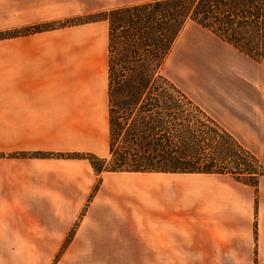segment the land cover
Masks as SVG:
<instances>
[{"label":"crops","instance_id":"crops-1","mask_svg":"<svg viewBox=\"0 0 264 264\" xmlns=\"http://www.w3.org/2000/svg\"><path fill=\"white\" fill-rule=\"evenodd\" d=\"M152 1L0 0V32ZM108 56L105 20L0 37V264H264V175L255 189L228 173L103 172L157 177L142 180L143 223H77L68 237L74 223L49 222L86 201L95 172L87 159L22 152L108 157ZM191 57L179 58L180 77Z\"/></svg>","mask_w":264,"mask_h":264},{"label":"trees","instance_id":"trees-1","mask_svg":"<svg viewBox=\"0 0 264 264\" xmlns=\"http://www.w3.org/2000/svg\"><path fill=\"white\" fill-rule=\"evenodd\" d=\"M108 23V157L91 153H22L87 159L103 172L228 173L256 189L264 167L205 109L161 73L187 22H194L255 62L264 57V0H156L63 22H42L28 35L64 26ZM229 160L230 165L221 167Z\"/></svg>","mask_w":264,"mask_h":264},{"label":"rangeland","instance_id":"rangeland-1","mask_svg":"<svg viewBox=\"0 0 264 264\" xmlns=\"http://www.w3.org/2000/svg\"><path fill=\"white\" fill-rule=\"evenodd\" d=\"M68 19L51 22H63ZM190 38L197 39L198 44L192 43ZM211 39L209 32L188 23L173 44L162 66L161 73L205 109L219 124L235 136L239 143L255 155L258 145L257 119L259 118L255 109H264V58L261 60L262 62H259L260 64H255L251 62L252 59L227 45H215ZM190 54L198 57L197 62H194L196 65L191 57L193 66L186 70L185 77H180L178 60L182 55ZM190 69L194 71L193 77H191ZM260 69L263 72L261 82L255 77ZM207 70L209 76L206 74ZM34 152L39 151L22 153ZM72 152L52 151L48 153ZM44 157L70 159L67 156L56 155H45ZM225 162L224 165L221 164V167L226 168L230 165L229 160H225ZM122 177H131L133 180H124L121 179ZM148 177L157 178L148 174L133 176L131 174L104 173L100 175L101 180L97 191L93 197L89 198L98 178L94 173H91L85 180V184L89 186L90 190L86 201L76 206L77 210L51 213L52 218L49 222L74 223L67 233L68 237L74 234L77 223H143L140 190L142 180ZM70 190L74 191L72 188ZM73 207L75 206L71 205V208Z\"/></svg>","mask_w":264,"mask_h":264}]
</instances>
